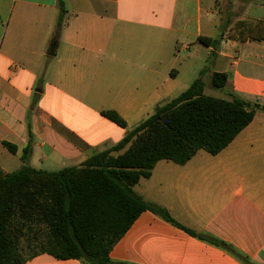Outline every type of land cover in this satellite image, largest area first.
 Wrapping results in <instances>:
<instances>
[{
  "label": "crops",
  "instance_id": "0c3cea01",
  "mask_svg": "<svg viewBox=\"0 0 264 264\" xmlns=\"http://www.w3.org/2000/svg\"><path fill=\"white\" fill-rule=\"evenodd\" d=\"M63 1L56 33L57 0H0V172L79 165L198 76L203 93L215 96L205 90L215 88V71L227 75L219 98L264 105V38L225 37L238 20L264 21V0ZM199 36L221 40L214 48ZM108 109L125 128L101 115ZM133 190L178 225L142 211L110 250L113 261L264 264V112L216 154L199 149L183 164L158 160ZM23 264L86 263L44 252Z\"/></svg>",
  "mask_w": 264,
  "mask_h": 264
},
{
  "label": "trees",
  "instance_id": "16d2710c",
  "mask_svg": "<svg viewBox=\"0 0 264 264\" xmlns=\"http://www.w3.org/2000/svg\"><path fill=\"white\" fill-rule=\"evenodd\" d=\"M57 4L60 11L56 33L66 14L64 1L57 0ZM225 37L261 40L264 21L250 25L238 20L226 30ZM198 40L215 48L221 38L199 36ZM226 82V73H212L213 87L222 88ZM203 89L200 75L176 97L157 105L116 144L90 154L79 165L56 171L24 165L13 172H0V264H23L44 252L56 259L74 258L86 264H124L113 261L110 250L142 211L150 210L178 225L166 209L143 199L133 186L140 178L148 177L160 159L183 164L199 149L216 154L256 111L264 112V105L233 94L230 99L206 95ZM101 115L126 127V121L115 110H102ZM3 144L15 152V145ZM30 151L28 143L21 156L23 161ZM36 226L42 230L43 241L38 251L25 257L19 237ZM218 244L247 261L227 245Z\"/></svg>",
  "mask_w": 264,
  "mask_h": 264
},
{
  "label": "rangeland",
  "instance_id": "374dc122",
  "mask_svg": "<svg viewBox=\"0 0 264 264\" xmlns=\"http://www.w3.org/2000/svg\"><path fill=\"white\" fill-rule=\"evenodd\" d=\"M205 90H206V92H209L210 94H215V96H217V97L226 96L224 94L225 92L221 89L206 88ZM38 227H40V229H43V227L41 228V225H39ZM36 228H37V226L35 227V229L32 232L24 229L25 230L24 234H21L19 237V240H18L19 245L21 246L22 253L25 257L30 255L34 251H38L39 242L43 241L40 238V236L42 234V230H37Z\"/></svg>",
  "mask_w": 264,
  "mask_h": 264
},
{
  "label": "water",
  "instance_id": "95a60500",
  "mask_svg": "<svg viewBox=\"0 0 264 264\" xmlns=\"http://www.w3.org/2000/svg\"><path fill=\"white\" fill-rule=\"evenodd\" d=\"M54 46H55V43L51 44L50 46V49H49V54L52 55L54 53Z\"/></svg>",
  "mask_w": 264,
  "mask_h": 264
}]
</instances>
